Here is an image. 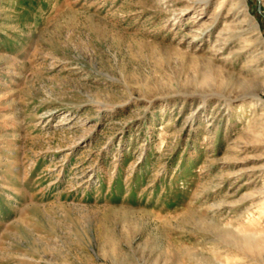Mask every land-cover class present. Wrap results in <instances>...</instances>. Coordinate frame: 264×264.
<instances>
[{"label":"rangeland","instance_id":"1","mask_svg":"<svg viewBox=\"0 0 264 264\" xmlns=\"http://www.w3.org/2000/svg\"><path fill=\"white\" fill-rule=\"evenodd\" d=\"M0 264H264V0H0Z\"/></svg>","mask_w":264,"mask_h":264}]
</instances>
